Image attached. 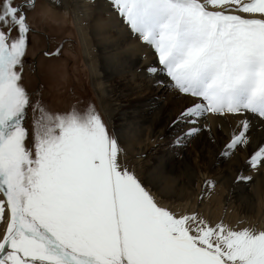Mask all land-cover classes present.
Listing matches in <instances>:
<instances>
[{
	"label": "snow or ice",
	"instance_id": "obj_1",
	"mask_svg": "<svg viewBox=\"0 0 264 264\" xmlns=\"http://www.w3.org/2000/svg\"><path fill=\"white\" fill-rule=\"evenodd\" d=\"M49 4L61 6L0 0V264H264V226L200 210L214 179L196 205L178 204L161 165L142 171L144 149L127 147L170 93L168 147L186 175L185 150L201 138L223 160L244 154L233 183L264 170V0H104L99 10L148 61L123 70L154 90L122 127L92 100L58 108L30 85L33 19ZM45 39L33 55L58 59L64 41Z\"/></svg>",
	"mask_w": 264,
	"mask_h": 264
},
{
	"label": "rangeland",
	"instance_id": "obj_2",
	"mask_svg": "<svg viewBox=\"0 0 264 264\" xmlns=\"http://www.w3.org/2000/svg\"><path fill=\"white\" fill-rule=\"evenodd\" d=\"M91 1L92 0H90V2ZM102 2L104 4V1ZM50 8L51 11L48 18L43 21L38 20V23L43 26L40 28V32L43 36L41 40L39 37L40 35H34L32 37V41L33 39L36 41L35 45L39 44L40 46L38 48L33 46V48L30 49L29 64L34 61L35 57L38 59L39 55H33V53L40 48V50L44 49L48 44L49 40H46L44 35L51 38L47 34H52V36H55V40L52 41L51 38V42H55V45L59 40L64 41L63 53L59 59H61L60 61L63 64L62 68L66 74V80L53 87V77L56 80L59 75H62L59 65L53 62L52 59L49 60L40 56V63H37L39 65L38 71L40 70L44 76L42 77V75L39 76L37 73L35 75L32 72H28L27 75L30 85L34 87L42 81L46 94L48 95L49 99L55 102V106L58 108L67 109L70 104L74 103L77 99H80L94 101L97 107L101 108L103 111L101 107L102 104L100 105L99 98L93 87L92 77L84 58V48L73 19L70 16L62 13L63 9L61 6L57 8ZM97 17L98 20L101 19V21L97 23L98 21H96L95 18V22L90 23L88 28L89 47L93 49V54L98 66V72L100 73L101 80L106 88L105 90L109 98V103L114 109L119 104L120 107H122L120 109H123L122 111H116L113 114L112 120L110 119L111 125L122 127L130 115H136L135 108L139 105L133 106L132 104L138 102L143 103L153 94L154 90L143 80H137L136 78L132 80L127 74L121 75L117 72L114 63L117 61L119 62V57H122V52H124L127 47L112 42L109 40L111 37H106L109 36V34L112 35L115 32V27H113L108 14L100 10V12L98 11L97 13ZM107 19L109 20L107 21ZM56 26H58L59 29L55 28ZM114 34L118 35L116 33ZM33 49L36 51H33ZM47 66L48 68H46ZM50 72L51 74H49ZM49 75L53 76L51 77L52 80L49 78ZM124 80L125 82L128 81L127 84L124 83ZM60 81L61 80H59V82ZM123 84L128 85L129 88L125 89L122 94L121 91L123 89ZM92 89L95 93H93ZM117 94L119 96H117ZM110 96L112 98H110ZM116 96L118 98L117 100H114ZM160 96L162 99H164V103L158 112L149 117V119L153 123L156 121L155 124H157V130L155 131L161 135H165V139L156 141L154 143L153 141L155 140V137L152 136L148 138L149 135H146L147 139H145L143 143L141 142V146L144 145L145 142L147 147L145 152L147 158L141 160V162H144L142 168L145 169L143 171L149 170L154 164L159 163L162 168L160 180L164 182L165 179H167L166 177H168L167 173H169L166 172V170L170 168H176L174 171L175 173L172 174V177L174 176L175 178H182L184 182L182 189L184 188L185 190L183 193L187 192L190 194L192 190L193 194L199 190V196L201 195V187L203 186L202 182L205 180V178L214 179L216 181L215 187L210 190L207 195L203 196V199L210 197L211 192L217 190L219 198L222 199L224 197L226 200L224 202H227V204L230 201H233L232 206L234 208H238L241 204L242 208L245 205L248 208L247 211H249V208H251L249 199L251 198L250 194L253 189H256L260 197H264V170H261L260 172L246 171V174H250L252 176L251 181L238 184L233 183L232 178L237 174V169H245L244 154H237L231 160H223L222 158H218V153L220 150L219 144H212L206 138H201L200 140L194 141L191 146L185 150L184 158L187 161V165L191 167V174L186 175L182 170L183 166L181 165L180 161L173 159L171 150L168 147V141L171 139L172 134L166 133L165 131L164 121H166V117L171 105V94L161 92ZM173 110H175L174 107ZM106 118L109 122V117L106 116ZM151 122L144 124L143 127H149ZM142 139H144L143 136H141L139 139L133 138L128 144L137 145L140 143V141H142ZM176 171H178V173H176ZM225 181L227 182L225 183ZM171 187L172 184L165 188L169 190ZM176 189L171 191L176 192ZM187 200L188 199L177 200V202L181 201L185 203ZM262 208H264V201L261 205V209Z\"/></svg>",
	"mask_w": 264,
	"mask_h": 264
},
{
	"label": "bare ground",
	"instance_id": "obj_3",
	"mask_svg": "<svg viewBox=\"0 0 264 264\" xmlns=\"http://www.w3.org/2000/svg\"><path fill=\"white\" fill-rule=\"evenodd\" d=\"M102 1L104 0H92L91 2L90 0H57V3L60 4L63 9V12L60 10L59 11L67 16H70L73 19V22L76 26L81 43L84 48V58L86 60V64L88 66L89 72L92 77L93 87L99 98L100 105L102 104L101 107L103 109V112L105 113L107 117H109V120L110 119L112 120L113 114L116 111L119 112V111H122L123 109H120L122 108L120 107V104L117 105V107L114 109L109 103V98L105 90L106 88L103 85V82L101 80V75L98 72V66L96 64L95 56L93 54V49L89 47V40H88L89 38L88 28H89L90 23L95 22V18H96V21H98L97 23L101 21V19L98 20L97 13L98 11L100 12L98 6L103 4ZM49 5L52 8H57L54 4H49ZM108 20L109 19H107V21ZM114 31H115L114 33L118 35H115L113 33L112 35L109 34V36H106V37L107 38L111 37L109 40H111L112 42L119 44V45H124L127 47L125 51L122 52V57L121 58L119 57V62L117 61L114 63L115 69L121 75L127 74L133 80L135 77L130 72L124 71L123 70L124 67L128 65L130 62L136 61L137 59H139V62L141 64L147 63L148 61L143 58V53H140L139 55H137L136 53L132 51L131 46L125 41V38L120 30H118L117 28H114ZM38 47H39V44H36L35 48H38ZM39 57L36 63H40ZM46 68H48V66ZM53 80H55L54 77H53ZM127 82L128 81L125 82L124 80V83L127 84ZM126 84L122 85L123 89L121 93L125 91V89L129 88L128 85ZM117 96L119 95L117 94ZM117 96L114 100H117L118 98ZM110 98L112 97L110 96ZM141 104L142 102H138L132 105L135 106V105H141ZM111 120L109 121L110 124H111ZM155 122L154 123L151 122L149 127H145V128L143 127L142 136L144 139H142V141H140L139 144L137 145L128 144L127 145L131 154L138 153L141 148L144 149V153L146 152L147 147L145 145V142H144V145L142 146L140 144L141 142L143 143L145 139H147L146 135H149L148 138H150L154 136L153 135L154 133H158L157 131H155L157 130V126H156L157 124H155ZM138 163L141 167V170L143 171L145 169V168H142L144 162H141L140 160L138 161ZM175 170L176 168L174 169L170 168L166 170V172H169V173H167L168 177H166L167 179H165V181L163 182V187H169V185L172 184V187L169 189L170 191L177 188L175 192L176 195L183 196L184 199H188L187 202L185 203L181 201H178V202L176 201V203L187 204L189 201H191L193 205H196L197 198L200 194L198 192L199 190H197L193 194H192V190L190 194H188L187 192L183 193L185 190L184 188L182 189V186L184 185L182 178H175L174 176L172 177V174L175 173L174 172ZM176 173H178V171H176ZM226 182L227 181H225V183ZM250 195H251V198L249 199V201H250L251 208H249V211H247L248 208L245 205L242 208L241 204L239 205L238 208H234L232 206L233 201H230L227 204V202H224L226 201L224 197L222 199L219 198V194L217 193V190L212 191L210 197L203 199L204 205L200 204L199 208L209 219L213 221H216L218 219H224L226 222L236 223L237 221H240V220H246L250 222H255L257 226H264V213H263L264 208L261 209V205H262V202L264 201V197L263 196L260 197L256 189H253Z\"/></svg>",
	"mask_w": 264,
	"mask_h": 264
},
{
	"label": "crops",
	"instance_id": "obj_4",
	"mask_svg": "<svg viewBox=\"0 0 264 264\" xmlns=\"http://www.w3.org/2000/svg\"><path fill=\"white\" fill-rule=\"evenodd\" d=\"M40 46V45H39ZM39 57V56H38ZM38 59H36L35 60V72H34V74L36 75V73H37V75H39V76H41L42 75V77L44 76V74L39 70L38 71V64L36 63V61H37ZM53 60V62H55L57 65H59V69H60V71H61V74L62 75H59L58 77H57V79L56 80H52V81H54V85H53V87H55V86H57L59 83H62L64 80H66V74H65V72L63 71V68H62V66H63V64H62V62L60 61L61 59H52ZM83 73H84V71H83ZM33 74V75H34ZM49 74H51V72L49 73ZM52 76H49V78H51ZM82 79V78H81ZM59 80H61L60 82H59ZM83 80V79H82ZM77 81V80H76ZM41 83H42V81H41ZM92 88V87H91ZM58 89V88H57ZM92 91H93V89H92ZM61 93V92H60ZM59 93V94H60ZM93 93H95L94 91H93ZM57 94V93H56ZM75 94V93H74ZM76 95H78V94H76ZM97 103H98V101H97ZM98 106H99V103H98Z\"/></svg>",
	"mask_w": 264,
	"mask_h": 264
},
{
	"label": "flooded vegetation",
	"instance_id": "obj_5",
	"mask_svg": "<svg viewBox=\"0 0 264 264\" xmlns=\"http://www.w3.org/2000/svg\"><path fill=\"white\" fill-rule=\"evenodd\" d=\"M30 16H32V14H30ZM38 20H39L38 18H34V19H33V23L36 25V27L38 28V30H39V32H40V31H41L40 28H42L43 26H41V24L38 23ZM58 26H59V25H58ZM58 26H56L55 28H58ZM58 29H59V28H58ZM45 32H46V31H45ZM40 33H41V32H40ZM48 33H49V32H48ZM47 35H49V36L52 38V41L55 40V36H52V34H47ZM42 36H43V35H40V36H39V37H40V40L42 39ZM44 36H46V35H44ZM60 41H62V40H59L58 43H59ZM35 42H36V41L33 39L34 46H35ZM54 43H55V42H51V46H52V45L55 46ZM48 44H49V41H48ZM48 44L45 46V48L48 47ZM49 46H50V44H49ZM40 49H41V48H40ZM40 49L37 50V51H36L35 49H33V51L39 52ZM37 56H38V55H37ZM60 57H61V56H60ZM36 58H37V57L34 58V62H35ZM32 63H33V62H32ZM32 63H31V64H32Z\"/></svg>",
	"mask_w": 264,
	"mask_h": 264
}]
</instances>
